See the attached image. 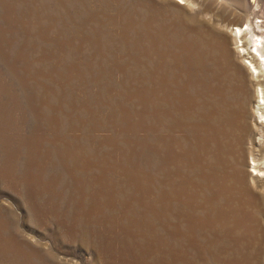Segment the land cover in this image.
<instances>
[{
    "label": "rangeland",
    "instance_id": "1",
    "mask_svg": "<svg viewBox=\"0 0 264 264\" xmlns=\"http://www.w3.org/2000/svg\"><path fill=\"white\" fill-rule=\"evenodd\" d=\"M195 2L0 0V264H264L255 85L202 44L264 0Z\"/></svg>",
    "mask_w": 264,
    "mask_h": 264
},
{
    "label": "bare ground",
    "instance_id": "2",
    "mask_svg": "<svg viewBox=\"0 0 264 264\" xmlns=\"http://www.w3.org/2000/svg\"><path fill=\"white\" fill-rule=\"evenodd\" d=\"M197 1V0H196ZM186 2L188 3V4H190L191 6L192 5H194V4H197V2H195V0H186ZM170 3H172L173 5H175V6H177V7H185V5H183V6H180L181 5V3L178 1V3L176 2V1H172V2H170ZM184 3V2H183ZM177 7H176V9H177ZM252 21V20H251ZM251 21H250V19L248 18V20L246 21V24H242V25H237V24H235V25H233V24H231V23H222V25H223V29L220 31V33H216L215 35H213L212 33H211V35H210V37H211V40L208 42V43H203L202 42V44L203 45H205V47L206 48H210L211 49V47L213 48H215V50L214 49H212L210 52H212L213 50L214 51H216L217 52V50L221 53V55H222V57H223V61L225 62V64L227 63L228 65H229V67L230 66H232V69L234 70L233 72H235L236 73V75L240 78V81L238 82V83H243L244 84V82H242L243 81V76L242 75H248L249 76V78L252 80V83L255 85V89H254V95H256L257 97H256V106H255V111L253 112V114H254V116H256L257 117V122L256 123H254V125H255V128H256V130L258 131V137H257V140H256V142L255 141H251V146H252V148H257V146L258 145H263L264 144V40H263V37H264V29H262V27L259 25V30H255L254 29V27H253V24L251 23ZM227 22V21H226ZM233 23V22H232ZM246 25V26H245ZM257 31H260V33H258ZM196 39H198V38H195L193 41H195ZM200 41V40H199ZM195 42H197V41H195ZM200 43V42H199ZM196 44V43H195ZM194 44V45H195ZM198 44V43H197ZM202 44H199V46L200 45H202ZM193 45V44H192ZM198 46V47H199ZM193 47V46H192ZM201 47V46H200ZM204 48V47H203ZM202 48V49H203ZM217 49V50H216ZM190 50V49H189ZM192 50V49H191ZM197 50V49H196ZM195 50V52H199V51H196ZM204 50V49H203ZM203 50H200V51H203ZM209 51V50H208ZM208 51H206V52H208ZM213 51V52H214ZM195 52L194 53H192V55L194 54V56H195ZM216 52H214L213 54H215ZM186 53H188V51L186 52ZM190 54H189V56L191 55V52H189ZM205 53V52H204ZM204 53H202L201 52V54H204ZM209 53V52H208ZM219 53V54H220ZM200 53H199V55H201ZM211 54V53H210ZM219 54H218V57H219ZM238 55V57L240 58V62L237 64L236 63V59H235V55ZM182 55V54H181ZM206 55V54H205ZM208 55V54H207ZM188 56V57H189ZM198 55H196L195 57H197ZM193 57V56H192ZM201 57V56H200ZM205 57V56H204ZM211 57V56H210ZM216 57H217V55H216ZM217 57V58H218ZM199 58V57H198ZM198 58H196V59H198ZM203 58V57H202ZM215 57H213V59H214ZM191 59V58H190ZM194 59V58H193ZM207 59H210L209 57L207 58ZM221 59V58H220ZM189 60V59H188ZM199 61H201L200 59H198ZM197 60V61H198ZM203 61H204V59H202ZM214 60H216L217 61V59H214ZM221 60V61H222ZM198 61V62H199ZM202 61V62H203ZM220 61V62H221ZM188 62H190V60L188 61ZM196 62V61H195ZM215 62V61H214ZM190 64H192V63H190ZM199 64H201V63H198V65ZM215 64V63H214ZM213 64V65H214ZM218 64V65H217ZM216 65L217 66H220L221 64L220 63H217ZM224 64V63H223ZM197 65V66H198ZM202 66L204 65V64H201ZM189 66V65H188ZM191 66V65H190ZM215 66V65H214ZM227 66V65H226ZM193 67V66H192ZM199 67V66H198ZM205 67V66H204ZM203 67V68H204ZM216 67V66H215ZM221 67V66H220ZM189 68V67H188ZM194 68H196V67H194ZM193 68V69H194ZM203 68H202V70H203ZM206 68V67H205ZM213 68V67H212ZM216 68H219V67H216ZM223 68H225L224 66H223ZM222 68V69H223ZM192 69V70H193ZM198 69H201V68H198ZM206 69H208V68H206ZM210 69V68H209ZM221 69V70H222ZM214 70H216V69H214ZM226 71H227V69H225ZM197 71V70H196ZM195 71V72H196ZM213 71V70H212ZM217 71V70H216ZM223 71H224V69H223ZM223 71H221L222 73H224ZM195 72H193V74L195 73ZM199 72V71H198ZM203 72V71H202ZM201 72V73H202ZM204 72H206V71H204ZM203 72V73H204ZM210 72H211V70H210ZM232 72V73H233ZM207 73V72H206ZM214 73V72H213ZM232 73H231V75H232ZM196 75H197V73H196ZM203 75V74H202ZM210 75H213V74H210ZM221 75V74H220ZM228 75H229V73H228ZM230 75V76H231ZM194 76H195V74H194ZM193 76V77H194ZM198 76V75H197ZM214 77H215V75H213ZM212 76V77H213ZM222 76H223V74H222ZM227 76V75H226ZM203 77V76H202ZM202 77L200 78V79H202ZM210 77V76H209ZM217 77V76H216ZM215 77V78H216ZM228 77V76H227ZM226 77V78H227ZM232 77V76H231ZM235 78H236V76H234ZM262 77V78H261ZM195 78V77H194ZM199 78V77H198ZM197 78V79H198ZM205 78V77H204ZM211 78V77H210ZM209 78V79H210ZM222 79H223V77H221ZM238 78V79H239ZM168 79V78H167ZM193 79V78H192ZM211 80L212 79H210V81L209 82H211ZM215 80V79H214ZM227 80V79H226ZM229 80H231V79H229ZM234 80V78L232 79V81ZM202 81V80H201ZM200 81V82H201ZM222 81V80H221ZM238 81V80H237ZM165 82H168V81H166L165 80ZM194 82V81H193ZM199 82V81H198ZM207 82V81H206ZM216 82V81H215ZM215 82H214V85H216L215 84ZM230 82V81H229ZM236 82V81H235ZM192 83V82H191ZM197 83V82H196ZM196 83H193V84H196ZM203 83H205L204 81H203ZM217 83V82H216ZM222 83H224V82H222ZM221 83V84H222ZM226 83H227V81H226ZM225 83V84H226ZM231 83H233V82H231ZM230 83V84H231ZM166 84V83H165ZM218 84V83H217ZM229 84V83H228ZM196 85H198V84H196ZM209 85V84H208ZM233 85V84H232ZM235 86L237 85V84H234ZM246 85V84H245ZM207 86V85H206ZM212 86V85H211ZM216 86H219V84L218 85H216ZM215 86V87H216ZM222 86V85H221ZM224 86H228L227 84L226 85H224ZM235 86H232V87H230L231 89L233 88V87H235ZM242 86V85H241ZM241 86H239V84H238V86L237 87H239V89H240V87ZM198 87V86H197ZM203 87V86H202ZM201 88V87H200ZM208 88H209V86H208ZM229 87H226V89H228ZM245 88V87H244ZM214 89V88H213ZM220 89H222V88H220ZM230 89V90H231ZM238 89V88H237ZM193 90H194V88H193ZM197 90V89H196ZM205 90V89H204ZM216 90H217V88H216ZM215 90V91H216ZM233 90V89H232ZM241 90H243V89H241ZM245 90V89H244ZM202 92H203V89L201 90ZM208 91H211L210 89H208ZM222 91V90H221ZM227 91V90H226ZM238 91V90H237ZM240 91V90H239ZM238 91V92H239ZM247 91V90H246ZM207 92V91H206ZM211 92H213V93H215L213 90L211 91ZM210 92V93H211ZM217 92H220V91H217ZM240 92H245V91H240ZM195 93L196 94H199L197 91H195ZM194 93V94H195ZM208 93V92H207ZM206 93V94H207ZM210 93H208V94H210ZM213 93H212V96H213ZM221 93V92H220ZM220 93H218V96H217V94H216V96L219 98V100H220ZM223 93V92H222ZM221 93V94H222ZM224 93H227V92H224ZM232 93V92H231ZM230 93V94H231ZM235 93V92H234ZM207 94V95H208ZM203 95V94H202ZM229 95V94H228ZM240 95V94H239ZM244 95V94H243ZM242 95V96H243ZM248 95V94H247ZM198 96H201V94L200 95H198ZM215 96V95H214ZM215 96V97H216ZM224 96H226V94L224 95ZM231 96V95H230ZM236 95H234V97H235ZM221 97H222V95H221ZM232 97H233V95H232ZM237 97V96H236ZM199 98V97H198ZM210 98H211V96H210ZM209 98V99H210ZM224 98V97H223ZM227 98V97H226ZM225 98V99H226ZM228 98H230L229 96H228ZM240 98H242V97H240ZM239 97H238V99H240ZM204 99V98H203ZM208 99V100H209ZM232 99V98H231ZM201 100V99H200ZM207 100V99H206ZM205 100V101H206ZM227 100V99H226ZM237 99L235 98V100L234 101H236ZM212 101H214V100H212ZM216 101V100H215ZM214 101V102H215ZM217 101H218V99H217ZM223 101V100H222ZM227 101H229L230 102V100H227ZM204 102V101H203ZM206 103H207V101H206ZM213 103V102H212ZM220 102H218V104H219ZM222 103H224V102H222ZM232 103H234V102H232ZM208 104V103H207ZM209 104H210V102H209ZM214 104H216V103H214ZM229 104H231V103H229ZM192 105V104H191ZM190 105V106H191ZM211 105V104H210ZM210 105H208L209 106V108H210ZM220 105V104H219ZM226 105V104H225ZM224 105V106H225ZM193 106V105H192ZM214 106V105H213ZM228 106H232V105H228ZM228 106H226V110H227V107ZM207 107V106H206ZM215 107V106H214ZM217 107H218V105H217ZM221 107V106H220ZM191 108H194L195 109V106H193V107H191ZM208 108V107H207ZM221 108H223V107H221ZM216 109V108H215ZM218 109V108H217ZM229 109V108H228ZM192 110V113H193V109H191ZM206 110V109H205ZM221 110H223V109H221ZM221 110H220V112H221ZM225 110V109H224ZM204 111V110H203ZM207 111H208V109H207ZM213 111V110H212ZM211 111V112H212ZM219 111V110H218ZM218 111H216L215 110V112H217L218 113ZM234 110H232L231 112H233ZM209 112V111H208ZM224 112V111H223ZM227 112H228V110H227ZM230 112V114H233V113H231ZM200 113V112H199ZM207 113V112H206ZM210 113V112H209ZM213 113V112H212ZM211 113V114H212ZM216 113V114H217ZM201 114L203 115V113L201 112ZM205 114V113H204ZM220 114H222V113H220ZM229 114V115H230ZM236 113H234L233 114V116L235 115ZM238 114H239V119H242L243 117L245 118V116H244V111H239L238 112ZM209 115V114H208ZM207 115V116H208ZM227 115H228V113L226 114V118H228L227 117ZM237 115V114H236ZM235 115V116H236ZM199 116H201V115H199ZM204 116V115H203ZM211 116V115H210ZM213 116H214V114H213ZM212 116V117H213ZM220 115L218 114V117L217 118H220L219 117ZM231 116V115H230ZM229 116V117H230ZM232 116V117H233ZM222 117V116H221ZM225 117V116H224ZM237 117V116H236ZM201 118V117H200ZM205 119L207 118L206 116L204 117ZM208 118H211V117H208ZM216 118V117H215ZM214 117H213V119H215ZM226 118H224V119H226ZM234 118V117H233ZM233 118H230V119H233ZM244 118H243V120H244ZM199 119V118H198ZM229 119V118H228ZM207 120V119H206ZM217 120H220V119H217ZM235 120V119H234ZM237 120V119H236ZM243 120H242V123H243ZM200 121V120H199ZM208 121H209V119H208ZM212 121H216V120H212ZM224 121V120H223ZM226 121H228V122H230L229 120H226ZM225 121V122H226ZM241 121V120H240ZM201 122V121H200ZM232 122V121H231ZM234 122V121H233ZM232 122V123H233ZM197 123H198V125H199V122L197 121ZM220 123V122H219ZM236 123H237V121H236ZM257 123H259V124H257ZM201 124H202V122H201ZM209 124H211V123H209ZM216 124H217V122H216ZM221 124H223V123H221ZM234 124V123H233ZM241 124V123H240ZM209 126V125H208ZM212 125H210V128L209 129H211L212 127H211ZM218 126H219V124H218ZM217 126V127H218ZM220 126H222V125H220ZM226 126H228V124H226ZM230 126V125H229ZM231 126H233L232 124H231ZM230 126V127H231ZM240 126V125H239ZM238 126V127H239ZM230 127H229V131H230ZM236 128V129H238V131L240 130L239 128ZM241 127H242V124H241ZM200 128V127H199ZM226 128V127H225ZM224 128V129H225ZM228 128V127H227ZM232 128H234V127H232ZM243 128V127H242ZM221 129H223V128H221ZM236 129H233V130H235L236 131ZM214 130V129H213ZM217 130V129H216ZM208 131V130H207ZM219 131L221 132L222 130H220L219 129ZM228 131V132H229ZM241 131V130H240ZM244 131H245V129H244ZM209 132V134H210V130L208 131ZM218 132V131H217ZM234 132V131H233ZM242 132H243V129H242ZM241 132V133H242ZM212 133H213V131H212ZM224 133V132H223ZM229 133H232V129H231V131L229 132ZM208 134V135H209ZM216 134H218V133H216ZM216 134H215V136H216ZM221 134H222V132H221ZM234 134H235V132H234ZM218 135H220V133L218 134ZM218 135H217V137H218ZM227 135H229V134H227ZM226 135V136H227ZM232 135H233V133H232ZM244 135V133L242 134V136ZM210 136V135H209ZM221 137H220V139L222 138V135H220ZM225 136V135H224ZM224 136H223V138H224ZM242 136H240V138L242 137ZM211 137V136H210ZM230 137V136H229ZM239 137V136H238ZM237 137V138H238ZM212 138V137H211ZM219 138V137H218ZM232 137H230V139H231ZM214 139H216V138H214ZM213 139V140H214ZM220 139H217V140H220ZM225 139V138H224ZM229 139V138H228ZM236 139V138H235ZM239 139V138H238ZM242 139V138H241ZM227 140V139H226ZM237 140V139H236ZM222 141H223V139H222ZM228 141V140H227ZM230 141H232V140H229L228 142H227V144L230 142ZM238 141V140H237ZM215 142V141H214ZM218 142V141H217ZM226 142V141H225ZM225 142H223V143H225ZM240 142V141H239ZM242 142H243V140H242ZM222 143V142H221ZM236 144V143H235ZM226 145V144H225ZM230 145V144H229ZM237 145H239L240 146V144H237ZM232 146V145H231ZM236 146V145H235ZM241 147V146H240ZM236 148H239L238 146L236 147ZM251 149V148H250ZM254 150V149H253ZM252 151V150H251ZM250 151V152H251ZM232 152V151H231ZM240 152H242L241 150H240ZM250 152H249V154H250ZM255 152V151H254ZM256 153V152H255ZM242 154V153H241ZM240 154V155H241ZM235 155H237V154H235ZM234 155V156H235ZM255 155V154H254ZM253 155V153H251V159L250 160H252V168H251V172H252V174L251 173H247L252 179H255L256 177H254V175L256 174L255 172L257 171H259V169H256V167L258 166V160H257V158L255 157ZM230 156V155H229ZM226 157H228V156H226ZM235 157H238V155L237 156H235ZM201 158V157H200ZM217 158V157H216ZM221 158V157H220ZM199 159V158H198ZM226 159H229V158H225L224 160L226 161ZM239 159V158H238ZM259 159V158H258ZM209 160V159H208ZM215 160V159H214ZM214 160L212 161L213 163H214ZM220 160H222V159H220ZM223 160V161H224ZM233 160H234V158H233ZM216 161V160H215ZM217 161H218V159H217ZM235 161H239V160H237V159H235ZM210 162V161H209ZM228 162H229V160H228ZM241 161H239L238 163H240ZM251 162V161H250ZM264 162V161H263ZM203 163V162H202ZM227 163V162H226ZM211 164V163H210ZM210 164H209V166H210ZM223 164V163H222ZM233 164H234V161H233ZM264 164V163H263ZM212 165H216V164H212ZM217 165H219V163H217ZM220 165H221V162H220ZM225 165V164H224ZM223 165V166H224ZM235 165V164H234ZM259 165H260V163H259ZM261 165H262V162H261ZM199 166V165H198ZM222 166V165H221ZM231 166H232V163H231ZM230 166V167H231ZM202 167V166H201ZM200 167V168H201ZM217 168H218V166H216ZM225 167V166H224ZM223 167V168H224ZM227 167H228V165H227ZM198 168V167H197ZM217 168H215V169H217ZM259 168H261V167H259ZM210 169H211V167H210ZM214 169V170H215ZM219 169H222V167L221 168H219ZM225 169V168H224ZM227 169V168H226ZM225 169V170H226ZM246 169V168H245ZM264 169V168H263ZM198 170H200L199 168H198ZM214 170L212 171L213 173H214ZM224 170V171H225ZM228 170L230 171V168H228ZM242 170V169H241ZM241 170H239L240 172H241ZM203 171V170H202ZM211 171V170H210ZM222 171H223V169H222ZM239 171H238V173H239ZM245 171V170H244ZM244 171H243V173H244ZM255 171V172H254ZM219 172V171H218ZM220 172H221V170H220ZM227 172V171H226ZM237 172V171H236ZM202 173V172H201ZM227 173H229V172H227ZM259 173V175L261 174L260 173V171L258 172ZM219 174V173H218ZM221 174H224V173H221ZM245 174V173H244ZM213 175V174H212ZM263 175V174H262ZM214 176H216V175H214ZM213 176V177H214ZM219 176H221L220 174H219ZM229 176H231V175H229ZM234 176V175H233ZM232 176V177H233ZM236 176V175H235ZM246 176V175H245ZM244 176V177H245ZM212 177V178H213ZM243 176H242V174H241V177L240 178H242ZM214 178H218L217 176L216 177H214ZM221 178V177H220ZM227 177L225 176V179H226ZM246 178V180H247V177H245ZM249 178V177H248ZM228 179H229V177H228ZM232 179V178H231ZM252 179H250L251 181H253ZM236 180V179H235ZM238 180L239 181H241L239 178H238ZM245 180V179H244ZM244 180H242V183L244 182ZM230 181V180H229ZM228 182V181H227ZM259 182V181H258ZM229 183V182H228ZM239 183V182H238ZM245 183V182H244ZM243 183V184H244ZM247 183V182H246ZM245 183V184H246ZM249 183V182H248ZM252 183H254V182H252ZM240 184V183H239ZM257 184V183H256ZM252 185H254V184H252ZM233 186V185H232ZM245 186H247V185H245ZM244 186V187H245ZM248 186H249V184H248ZM242 187V186H241ZM233 188V187H232ZM246 188V187H245ZM241 189V188H240ZM178 190V189H177ZM176 190V191H177ZM247 190V189H246ZM161 192V191H160ZM164 192V191H163ZM180 192V191H179ZM162 193V192H161ZM253 193V192H252ZM176 195H177V193H176ZM251 196V195H250ZM252 197V196H251ZM254 197V196H253ZM242 207V206H241ZM242 217V216H241ZM244 217V216H243ZM243 217H242V219H243ZM247 218H249L248 216H247ZM250 218H251V216H250ZM252 218H253V216H252ZM255 219V218H254ZM217 221V220H216ZM239 221V220H238ZM244 221H246L245 219L243 220V222ZM248 221H249V219H248ZM248 221H246V222H248ZM250 221H251V219H250ZM256 223L258 222V221H256V220H254ZM240 222V221H239ZM246 222H244V223H246ZM217 223V222H216ZM243 223V227L242 228H244V224ZM252 223V222H251ZM231 224V223H230ZM233 224V223H232ZM250 224V223H249ZM249 224H247V225H249ZM237 225V224H236ZM251 225V224H250ZM253 225H254V223H253ZM256 225H258V224H256ZM232 226V225H231ZM238 226V225H237ZM236 226V227H237ZM230 227V226H229ZM246 227V226H245ZM256 227V226H255ZM259 227V226H258ZM239 229H240V227H238ZM253 227H251V229H252ZM230 229H231V227H230ZM232 229H234V228H232ZM247 229V228H246ZM245 228H244V230H246ZM257 229V228H256ZM255 228H254V230L253 231H255L256 230ZM261 229L262 228H260V231H261ZM240 230H243V229H240ZM243 230V232H245ZM234 232H235V230H233ZM247 231V230H246ZM257 232V231H256ZM259 232V231H258ZM257 232V233H258ZM229 233H230V231H229ZM261 233V232H260ZM260 233H258V234H260ZM254 234H255V232H254ZM231 235V234H230ZM234 235V234H233ZM261 235V234H260ZM256 237H257V234L255 235ZM263 236V235H262ZM262 236H260V238H262ZM242 238V237H241ZM245 240H246V238H244ZM257 239H259V237L257 238ZM258 242H260L259 240H258ZM261 242H263V241H261ZM260 242V243H261ZM260 243H258V244H260ZM264 245V244H263ZM262 246V244L260 245V247ZM258 246L256 245V248H257ZM259 248V247H258ZM262 248V247H261ZM254 250H257V249H254ZM259 250V249H258ZM242 251V250H241ZM256 253V252H255ZM258 253V252H257ZM256 253V254H257ZM260 253H261V251H260ZM260 253H258V254H260ZM250 254H251V252H250ZM246 255V254H245ZM255 254H253V256H254ZM263 255V254H262ZM242 256H244V255H242ZM250 256V255H249ZM258 256V258H260L259 256L260 255H257ZM240 258H241V256H239ZM245 257V256H244ZM262 257V256H261ZM255 258L257 259V257L255 256ZM261 259V258H260ZM238 260H240L239 258H238ZM248 260H250V258H248ZM247 260V261H248ZM252 260V259H251ZM251 260H250V262H251ZM253 260H255V259H253ZM233 261H235V260H233ZM241 261V260H240ZM239 262V261H238ZM242 262H243V260H242ZM258 262V261H257ZM235 263V262H234ZM241 263V262H240ZM254 263V262H253ZM249 264V263H248ZM252 264V263H251ZM256 264H258V263H256Z\"/></svg>",
    "mask_w": 264,
    "mask_h": 264
}]
</instances>
